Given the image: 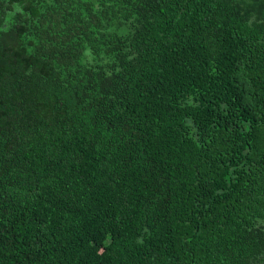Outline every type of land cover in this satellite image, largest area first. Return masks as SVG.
I'll return each mask as SVG.
<instances>
[{
	"label": "trees",
	"instance_id": "16d2710c",
	"mask_svg": "<svg viewBox=\"0 0 264 264\" xmlns=\"http://www.w3.org/2000/svg\"><path fill=\"white\" fill-rule=\"evenodd\" d=\"M0 264H264V0H0Z\"/></svg>",
	"mask_w": 264,
	"mask_h": 264
}]
</instances>
